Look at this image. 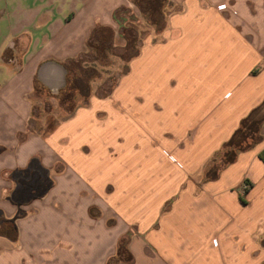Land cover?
<instances>
[{
    "label": "crops",
    "instance_id": "1",
    "mask_svg": "<svg viewBox=\"0 0 264 264\" xmlns=\"http://www.w3.org/2000/svg\"><path fill=\"white\" fill-rule=\"evenodd\" d=\"M150 2L160 24L129 20L122 71L68 108L69 66L122 45L130 0H34L0 34V264H264V0Z\"/></svg>",
    "mask_w": 264,
    "mask_h": 264
},
{
    "label": "rangeland",
    "instance_id": "2",
    "mask_svg": "<svg viewBox=\"0 0 264 264\" xmlns=\"http://www.w3.org/2000/svg\"><path fill=\"white\" fill-rule=\"evenodd\" d=\"M158 1V0H153ZM34 0H0V13L3 15L0 20V34H5L6 31L18 23V16L20 8ZM131 4L122 7L118 14L125 15L128 18L129 35L124 34V40L121 46H113L109 43L107 35L99 34L91 41L89 48L81 56L79 65L73 63L69 66V88L60 98V101L65 107L78 104L83 101L85 92L104 93L109 89L110 84L115 80L118 74L122 71L124 66V58L134 51L135 46V21L134 19H141V12L143 14L144 24H154L158 26L161 22L158 5L152 4L150 0H130ZM142 8V9H141ZM122 34V35H123ZM128 39V40H127ZM134 40V41H133ZM118 41V40H117ZM42 94V93H41ZM54 106L57 100L50 97L47 98ZM53 106V107H54ZM262 112V117H263ZM221 153L218 152L215 159Z\"/></svg>",
    "mask_w": 264,
    "mask_h": 264
},
{
    "label": "trees",
    "instance_id": "3",
    "mask_svg": "<svg viewBox=\"0 0 264 264\" xmlns=\"http://www.w3.org/2000/svg\"><path fill=\"white\" fill-rule=\"evenodd\" d=\"M262 104H264V101ZM262 104L259 107L253 108L251 112L244 116L238 127L233 131L227 141H225L221 154L222 163L231 161L236 151L250 146L258 139L257 127L259 121L255 115L262 108ZM259 157L264 161V148L259 152Z\"/></svg>",
    "mask_w": 264,
    "mask_h": 264
},
{
    "label": "built area",
    "instance_id": "4",
    "mask_svg": "<svg viewBox=\"0 0 264 264\" xmlns=\"http://www.w3.org/2000/svg\"><path fill=\"white\" fill-rule=\"evenodd\" d=\"M223 7H224L223 4H219V5H218V8H223Z\"/></svg>",
    "mask_w": 264,
    "mask_h": 264
}]
</instances>
